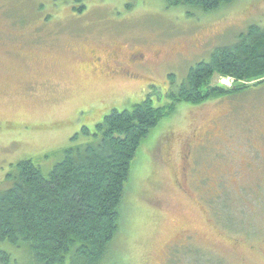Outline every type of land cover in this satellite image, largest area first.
I'll return each instance as SVG.
<instances>
[{
	"label": "rangeland",
	"instance_id": "1",
	"mask_svg": "<svg viewBox=\"0 0 264 264\" xmlns=\"http://www.w3.org/2000/svg\"><path fill=\"white\" fill-rule=\"evenodd\" d=\"M189 10L166 0H0V190L22 160L48 175L67 148L91 141L83 127L93 130L111 111L150 94L170 105L168 93L197 63L251 25L264 27V0L193 18ZM110 48L144 53L153 65L130 81L91 69V52ZM257 82L216 74L205 91L252 88L177 104L151 131L122 203L115 264H264V84ZM2 248L10 264H35L27 247Z\"/></svg>",
	"mask_w": 264,
	"mask_h": 264
},
{
	"label": "trees",
	"instance_id": "2",
	"mask_svg": "<svg viewBox=\"0 0 264 264\" xmlns=\"http://www.w3.org/2000/svg\"><path fill=\"white\" fill-rule=\"evenodd\" d=\"M236 1L166 0L169 8L190 9L191 18L195 12L216 13ZM211 55L170 90V105H156L150 94L131 109L111 111L93 130L83 127L81 135L91 141L67 148L48 175L30 160L19 162L6 177L9 188L0 190V264L12 261L2 248L6 243L27 247L35 264H115L112 245L121 228V207L135 157L166 112L180 103L198 106L252 88L205 91L216 74L237 82L260 81L254 86L264 84V27L251 25L234 44Z\"/></svg>",
	"mask_w": 264,
	"mask_h": 264
},
{
	"label": "flooded vegetation",
	"instance_id": "3",
	"mask_svg": "<svg viewBox=\"0 0 264 264\" xmlns=\"http://www.w3.org/2000/svg\"><path fill=\"white\" fill-rule=\"evenodd\" d=\"M111 49V48H110ZM91 52L89 55L92 61L91 69L103 71L105 74H110L114 76L122 75L125 79L129 81L136 80L142 75V68L149 70L153 63L150 62L144 53H132L130 52L127 56L123 55V50L121 48L108 50L107 53L100 54L98 52ZM163 52L155 55L158 58L151 60L153 62L158 61L161 58ZM108 63H110L108 65ZM98 108H93V115L98 112Z\"/></svg>",
	"mask_w": 264,
	"mask_h": 264
}]
</instances>
